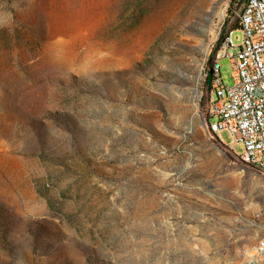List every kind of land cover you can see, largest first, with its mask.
<instances>
[{"label": "rangeland", "instance_id": "374dc122", "mask_svg": "<svg viewBox=\"0 0 264 264\" xmlns=\"http://www.w3.org/2000/svg\"><path fill=\"white\" fill-rule=\"evenodd\" d=\"M232 2L0 0V264H264V174L202 108Z\"/></svg>", "mask_w": 264, "mask_h": 264}, {"label": "built area", "instance_id": "2783aa9c", "mask_svg": "<svg viewBox=\"0 0 264 264\" xmlns=\"http://www.w3.org/2000/svg\"><path fill=\"white\" fill-rule=\"evenodd\" d=\"M243 33L240 45L234 43L233 30L223 39L214 63L205 73L213 76L207 117L211 132L228 130L236 142L244 145L241 160L264 174V0H245L234 10ZM232 47H238L236 53ZM230 62L233 84L226 86L221 66ZM221 141V139H220ZM254 257L264 262V235L255 247Z\"/></svg>", "mask_w": 264, "mask_h": 264}, {"label": "trees", "instance_id": "16d2710c", "mask_svg": "<svg viewBox=\"0 0 264 264\" xmlns=\"http://www.w3.org/2000/svg\"><path fill=\"white\" fill-rule=\"evenodd\" d=\"M244 2H245V0H235V2H232L231 6H230V10H229V12H230L231 16L234 17V19H233V20H228V21H226V27H225L226 29H225V32H224L223 34H221L220 38L218 39V43H217V46H216V48H215L214 56H213V58H212V61H211V63H210V66L213 65V63H214V58H215V56H216L217 50H218L219 46L221 45V43H222L223 39L225 38V36L228 34V32H229L230 30H234V28L239 27V24H238L239 20H238V18L235 16L234 10L240 8ZM207 81H208V89H209L210 92H211V90H212V82H213V76H212L211 73L208 75V80H207ZM208 98H209V97H208ZM208 98H207L206 100H203V101H202V108L204 109V112H205V114H206V122H207V125H208V130H209V132H210L215 138L218 139V136H217L215 133L211 132V129H210V126H209V121H208V117H207V112H208V103H209V99H210V98H209V99H208ZM220 143H221L222 146L225 147V148H228V147H229L228 145L224 144L222 141H220Z\"/></svg>", "mask_w": 264, "mask_h": 264}, {"label": "bare ground", "instance_id": "6f19581e", "mask_svg": "<svg viewBox=\"0 0 264 264\" xmlns=\"http://www.w3.org/2000/svg\"><path fill=\"white\" fill-rule=\"evenodd\" d=\"M209 126H210V124H209ZM210 129H211V127H210ZM251 253V252H250ZM248 264H258L257 262H256V260H252L251 262H249Z\"/></svg>", "mask_w": 264, "mask_h": 264}]
</instances>
